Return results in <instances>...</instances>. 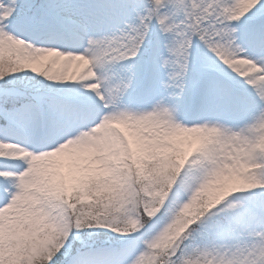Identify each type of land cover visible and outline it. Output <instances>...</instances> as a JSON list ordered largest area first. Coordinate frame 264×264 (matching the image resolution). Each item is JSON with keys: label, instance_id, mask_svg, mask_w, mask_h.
Returning a JSON list of instances; mask_svg holds the SVG:
<instances>
[{"label": "snow or ice", "instance_id": "6c2138e0", "mask_svg": "<svg viewBox=\"0 0 264 264\" xmlns=\"http://www.w3.org/2000/svg\"><path fill=\"white\" fill-rule=\"evenodd\" d=\"M0 264H264V0H0Z\"/></svg>", "mask_w": 264, "mask_h": 264}]
</instances>
